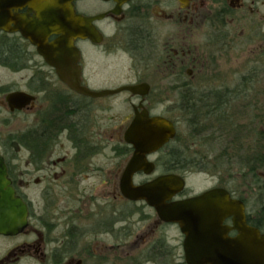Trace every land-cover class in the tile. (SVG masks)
<instances>
[{"label":"flooded vegetation","instance_id":"1","mask_svg":"<svg viewBox=\"0 0 264 264\" xmlns=\"http://www.w3.org/2000/svg\"><path fill=\"white\" fill-rule=\"evenodd\" d=\"M73 9L90 19L93 29L92 36L73 42L76 78L68 71L60 75L19 31H0V155L28 208L23 232L0 236H26L8 248L0 264H85L99 255L82 244L95 243L100 235L129 241V252L134 238L135 253L128 260L185 261L178 224L164 221L145 200L122 193L121 178L136 151L125 134L136 116L163 118L175 133L143 151L147 165L132 173L135 187L164 176L182 179L183 188L169 193L166 204L223 190L243 205L246 224L264 234V167L259 168L264 92L213 93L229 88L217 73L219 60L231 61L233 55L239 62L244 48L251 68L264 69V0H75ZM18 13L33 16L26 8ZM56 38L51 35L48 42ZM6 46L13 52L6 54ZM244 79L238 78L240 90ZM246 80L259 89L260 75ZM138 85H146L147 92L128 89ZM215 98L227 99L220 113L238 114L239 140L180 139L184 117L212 115L215 109L197 107ZM203 161L210 168L222 163L228 171L189 167ZM232 164L237 181L229 172ZM194 174L214 183L188 191L187 179ZM24 179L34 200L26 199ZM222 225L231 226L232 217Z\"/></svg>","mask_w":264,"mask_h":264},{"label":"water","instance_id":"2","mask_svg":"<svg viewBox=\"0 0 264 264\" xmlns=\"http://www.w3.org/2000/svg\"><path fill=\"white\" fill-rule=\"evenodd\" d=\"M74 1L0 0V31H19L60 75L68 71V77L76 78L78 52L73 42L80 36H92L93 29L90 19L75 13ZM114 1L122 3L126 0ZM23 8L33 16L18 13ZM51 35L57 38L48 42ZM128 89L144 93L148 87L138 85ZM174 133L173 126L163 118L143 120L136 116L132 121L125 139L136 151L121 178L124 196L145 200L158 209L164 221L178 224L184 235L186 264H264V234L246 224L243 205L231 200L223 190L214 189L198 197L166 204L169 193L183 188L182 179L164 176L140 187L132 184V173L147 165L143 151L156 149ZM225 217H232L231 226L222 225ZM27 225V204L13 189L0 155V236L18 235ZM229 231L237 234L231 237ZM75 264H81V261Z\"/></svg>","mask_w":264,"mask_h":264},{"label":"rangeland","instance_id":"3","mask_svg":"<svg viewBox=\"0 0 264 264\" xmlns=\"http://www.w3.org/2000/svg\"><path fill=\"white\" fill-rule=\"evenodd\" d=\"M246 53H247L246 48H244V52L241 51L239 52V56H238L239 62L236 61L233 55L231 56L233 58L231 61H227L224 59L219 60L220 62L217 68L218 69L217 73H219L220 76L225 78L226 83L224 84H227L229 88H234L238 82L239 77L241 76L243 77L245 74H247L248 71L249 72L252 71L251 66L247 62ZM256 71H259L258 74H260V80H261L260 86L264 87V70L260 68L257 69ZM262 102L264 103V99L262 100ZM236 168L237 165L232 164L229 169V172L232 173L233 178L235 180L236 177H238L236 173ZM224 169L228 171L227 166H224ZM27 180L28 179H24L23 181H21L23 183V186L25 187L23 188V190L26 194V199L28 198L34 200V194L31 191V187H29L30 189H28ZM213 183H214V179H212L210 176L205 174H197V175L194 174L187 179L188 191L199 190L204 187H208ZM133 227H135L133 228V231H136L138 229V227H136L135 225H133ZM170 233L173 236H176L177 234V232L173 229H171ZM23 238H26V236L15 239L0 237V258H2L5 255L6 251L12 244L20 242ZM123 242L124 240H118V238L112 239L110 236L107 235H100L95 243L88 244L85 242L84 244H82V247H84V249L85 247H87L92 253L99 255L97 259L88 258V260H86V264H93L95 262H98V264H132V260H128V259L130 257H133L135 253L134 249L137 242L134 240V238L131 239L130 241L131 242L130 244L132 246L131 252H129L128 249L129 247L127 245L129 241L127 243H123ZM129 253H131V255H129ZM137 261L139 264H155L153 262L146 263L140 260ZM169 263H173V264L180 263V260ZM21 264H27V263H21Z\"/></svg>","mask_w":264,"mask_h":264},{"label":"trees","instance_id":"4","mask_svg":"<svg viewBox=\"0 0 264 264\" xmlns=\"http://www.w3.org/2000/svg\"><path fill=\"white\" fill-rule=\"evenodd\" d=\"M9 47V46H6ZM6 54L12 53L13 51H10V47L6 48L4 51ZM262 69V68H261ZM251 72H247L243 76L245 78L242 82L243 89L240 90L238 89L239 86L236 84L234 88H226L224 90H218V91H213V93H218L224 94V93H238V92H243V93H263L264 92V87H261V83L258 86V90L252 89V86L254 85L253 82L250 80H246L247 78H253L257 77L259 71H256L255 69H251ZM264 70V69H263ZM261 73V72H260ZM234 101H236L234 99ZM246 101V99H245ZM224 103H228L227 99L225 100L224 98H215L213 104H209L206 106H201L197 107L198 109L202 110H207L210 109V111L215 112L211 115L209 112L204 113V114H196L195 116H187L184 117V127L183 131L181 132L179 138L184 139L187 141H203V142H221L224 140L228 141H238V135L240 133V128H239V116L237 113L235 114H223L220 113L219 109L225 108L227 106H224ZM238 109V107H237ZM235 108V110H237ZM203 113V112H202ZM260 119H263V117H259ZM262 133V132H261ZM217 142V143H218ZM200 148V146H198ZM203 150H209L208 148H203ZM190 168H194L196 171H219L223 169V164L222 163H217L214 164L211 168L208 167L205 161L203 162H197L196 165H191L189 166ZM264 167L263 164L259 165V168ZM86 264V263H85ZM93 264H98V262H95ZM132 264H139L137 260L132 261ZM173 264V263H171ZM175 264H186L184 260H180V263H175Z\"/></svg>","mask_w":264,"mask_h":264}]
</instances>
